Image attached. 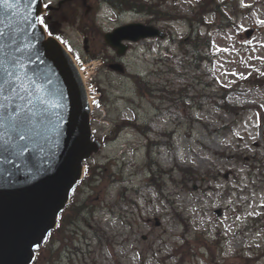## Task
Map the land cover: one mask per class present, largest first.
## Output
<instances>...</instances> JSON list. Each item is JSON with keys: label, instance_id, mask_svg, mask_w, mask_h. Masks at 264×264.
<instances>
[{"label": "rangeland", "instance_id": "1", "mask_svg": "<svg viewBox=\"0 0 264 264\" xmlns=\"http://www.w3.org/2000/svg\"><path fill=\"white\" fill-rule=\"evenodd\" d=\"M136 1L154 13L76 0L54 26L85 76L92 127L107 143L90 159L103 181L83 182L76 194L94 208L71 215L78 230L57 236L72 237L59 264H264V31L251 43L240 35L262 25L264 0H248L249 16L228 10L233 27L212 26L207 13L197 29L207 44L196 55L188 37L201 0ZM131 22L168 36L118 56L104 33ZM127 119L142 127L107 137Z\"/></svg>", "mask_w": 264, "mask_h": 264}, {"label": "water", "instance_id": "2", "mask_svg": "<svg viewBox=\"0 0 264 264\" xmlns=\"http://www.w3.org/2000/svg\"><path fill=\"white\" fill-rule=\"evenodd\" d=\"M42 5V0H37L26 10L22 2L11 24L0 15V30L15 25L26 30L23 38L32 45L30 54L40 61L31 67L46 69L64 94L58 144L54 140L44 153L32 154L20 167L0 163V264L30 263L34 246L56 223L71 187L81 177L84 158L98 149L91 138V108L84 80L62 43L47 36L35 20ZM25 16L29 17L27 23ZM32 23L34 28L28 26ZM156 35L163 36L164 32L132 23L105 34V40L123 54L128 47L123 39L137 41Z\"/></svg>", "mask_w": 264, "mask_h": 264}, {"label": "snow or ice", "instance_id": "3", "mask_svg": "<svg viewBox=\"0 0 264 264\" xmlns=\"http://www.w3.org/2000/svg\"><path fill=\"white\" fill-rule=\"evenodd\" d=\"M22 2L28 10L37 0H0V15L11 24ZM28 19L25 16L24 22ZM35 20L47 31L42 15ZM26 34L19 25L0 30V163L13 167L26 164L32 154L44 153L54 140L58 144L63 123L64 94L46 69L31 67L40 61L30 54L32 45L25 42Z\"/></svg>", "mask_w": 264, "mask_h": 264}, {"label": "flooded vegetation", "instance_id": "4", "mask_svg": "<svg viewBox=\"0 0 264 264\" xmlns=\"http://www.w3.org/2000/svg\"><path fill=\"white\" fill-rule=\"evenodd\" d=\"M87 203L83 202H73L70 204L69 208L65 211L64 216L62 217L60 221V225L57 228V232L54 234V236H50L48 240L45 242L44 245L41 246V248L36 252V255L34 257L33 264H59L63 261L64 257H69L67 255V248H70L68 245V242L72 244V237H69V240L67 239H58L57 236L61 234L62 231L67 232L68 228L71 227L73 230H78V227L73 223H67L68 220L72 219L71 215H77L79 213V217L82 215V213L89 209V207L86 205ZM63 222H66V224L63 226ZM89 237L86 236V241H88ZM57 245H62L63 249L58 248ZM76 250H80V247L76 245V243H73ZM77 252V251H76ZM72 252V253H76ZM74 255H72L73 257ZM68 261V260H67Z\"/></svg>", "mask_w": 264, "mask_h": 264}, {"label": "trees", "instance_id": "5", "mask_svg": "<svg viewBox=\"0 0 264 264\" xmlns=\"http://www.w3.org/2000/svg\"><path fill=\"white\" fill-rule=\"evenodd\" d=\"M109 1L113 6L117 7V8H121V9H138L139 11H147L149 13H151L153 10H151L148 6H145L144 4L137 2L136 0H107ZM205 2L202 4L203 5V11L204 14L201 15H196V20H200V21H204V15L206 13H208L209 11L212 12L213 10L215 12L219 11V3H217V1L215 2L214 0H204ZM70 5H72L71 2H68L65 6H63L59 11H52L51 14H54V19L58 18L61 16L62 13L66 12V8L69 7ZM199 16V17H198ZM45 18V23L48 25V31L51 33H54L52 28L49 25V19L45 16H43Z\"/></svg>", "mask_w": 264, "mask_h": 264}, {"label": "bare ground", "instance_id": "6", "mask_svg": "<svg viewBox=\"0 0 264 264\" xmlns=\"http://www.w3.org/2000/svg\"><path fill=\"white\" fill-rule=\"evenodd\" d=\"M82 75H83V77H84V79H85V76H84L83 72H82Z\"/></svg>", "mask_w": 264, "mask_h": 264}]
</instances>
